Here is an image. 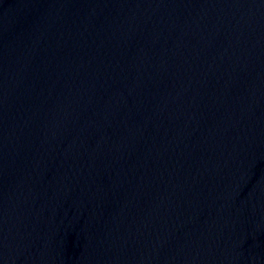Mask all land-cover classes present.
Returning <instances> with one entry per match:
<instances>
[{
    "label": "water",
    "instance_id": "1",
    "mask_svg": "<svg viewBox=\"0 0 264 264\" xmlns=\"http://www.w3.org/2000/svg\"><path fill=\"white\" fill-rule=\"evenodd\" d=\"M0 264H264V0H0Z\"/></svg>",
    "mask_w": 264,
    "mask_h": 264
}]
</instances>
